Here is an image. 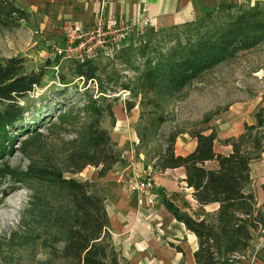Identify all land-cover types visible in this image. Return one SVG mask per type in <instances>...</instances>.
Here are the masks:
<instances>
[{
    "label": "trees",
    "instance_id": "1",
    "mask_svg": "<svg viewBox=\"0 0 264 264\" xmlns=\"http://www.w3.org/2000/svg\"><path fill=\"white\" fill-rule=\"evenodd\" d=\"M29 18L30 14L13 1L0 0V31L18 29ZM170 30H175V44L165 54L151 57L150 42L128 46L117 53L120 64L135 71L133 78L126 79L116 67L109 71L99 69L93 59L73 62V73L81 81L83 91L71 95L67 89H59L57 93L61 94L49 104L55 111L41 116L48 133L62 131L73 135L64 151L62 166L31 164L28 170L13 177H18L17 182L34 181L38 186L47 185L64 194L67 209L54 217L55 222H61L58 228L62 229V247L55 251L57 264H129L118 256L112 243L105 199L97 184L63 177L65 173L79 174L86 167L99 168L98 176L103 177L113 167L126 165L121 150L101 124L107 119L109 126L114 125L112 107L118 96L112 95L127 91L132 98L140 96L143 105L161 108L165 98L172 97L203 73L240 52L264 44V7L223 4L190 23L167 31ZM138 57L141 62L137 65ZM24 67L23 57L0 60V105H3L0 109V150L5 141L9 143L11 130L16 134L30 130V135L23 140L24 146L41 135L36 132L35 119L31 125L23 126L29 110L19 105L17 99L40 86L44 69L26 73ZM64 81L63 76L59 77L60 84L68 83ZM150 93L153 98L148 96ZM134 106L135 102L124 101L127 112ZM254 116L255 125H245L242 134L226 141L231 145L228 155L213 151L215 131L205 128L189 133L196 139L191 153L175 155L174 142L180 133L171 132L151 160L150 167L155 171L182 167L186 185L192 189L199 205L218 204L214 212L195 220L163 200L175 218L195 235L197 248L193 258L196 264H241L254 232L264 224V213L256 207L253 195L243 191L249 181V163L259 158L263 149L264 108ZM208 121L209 116L202 120L203 123ZM162 122V118L156 119V125ZM137 137L140 144L148 142L140 131ZM209 161H215L217 167L207 169L204 164Z\"/></svg>",
    "mask_w": 264,
    "mask_h": 264
},
{
    "label": "rangeland",
    "instance_id": "2",
    "mask_svg": "<svg viewBox=\"0 0 264 264\" xmlns=\"http://www.w3.org/2000/svg\"><path fill=\"white\" fill-rule=\"evenodd\" d=\"M118 27L124 31L125 24L119 23ZM167 30L168 28L156 29L153 32L148 27L142 33L135 29L128 30L115 43L108 41L109 35H101L103 43L96 49L93 62L99 69L106 68L109 71L111 67H116L126 79L133 78L135 71L124 68L117 53L125 47H136L150 42L151 57L158 53L165 54L175 44V30ZM38 31L31 22L24 25L22 23L18 29L0 31V60L23 57L24 72L44 69L40 86L17 99L19 105L29 110L23 126L31 125L35 119L36 132L41 135L24 146L23 140L30 135V130L17 134L11 130L8 133L9 143L5 141L3 149L0 150V264H57L55 251L62 247V229L58 228L61 222H55L54 217L58 212L67 209L68 202L64 194L51 190L47 185L38 186L34 181L17 182L18 177H13L28 170L31 164L62 166L64 151L73 135L62 131L48 133L41 116L55 111L49 104L53 98L58 97L57 94H61L57 93L59 89H67L71 95L83 91L81 81L73 73V62L76 59L62 60L54 56L53 47L57 43L41 42ZM120 34L123 32H116L115 35ZM61 46H66L64 37ZM140 62V58H136V64ZM61 76L67 84L59 83ZM73 86L74 89L71 88ZM260 95L264 97V44L238 53L233 59L203 73L172 97H164L161 108L143 105L140 96L132 98L127 91H121L112 95L118 96L112 111L124 106L126 100L135 102L132 114L137 117V121L133 124V129L136 135L140 131L148 140L146 143L138 142L135 151L142 154L145 163L150 166L155 150L164 146L171 132L189 134L195 129H213L215 121H221L227 115L229 106ZM148 96L154 97L153 93ZM2 107L0 105V109ZM205 116H209L207 123L202 122ZM159 117L163 122L156 125ZM151 123L153 127H150ZM101 124L111 136L113 126H109L107 119H103ZM154 125L157 126L155 132ZM86 168L90 170L89 167ZM82 172L74 176L65 173L63 177L84 181L86 176ZM51 245L54 247L51 248ZM257 253L254 249L248 253L246 258L249 264H254Z\"/></svg>",
    "mask_w": 264,
    "mask_h": 264
},
{
    "label": "crops",
    "instance_id": "3",
    "mask_svg": "<svg viewBox=\"0 0 264 264\" xmlns=\"http://www.w3.org/2000/svg\"><path fill=\"white\" fill-rule=\"evenodd\" d=\"M11 1L30 14L29 20L22 22L23 25L27 22L35 24L41 42L48 44L55 41L57 46L63 43L62 26L65 23L76 22L89 27L100 12L115 23L147 20V27L156 31L190 23L223 4L264 5V0ZM261 107H264L263 95L229 106L227 115L214 123L216 137L213 151L219 155H228L231 145L226 141L242 134L245 125H255L254 115ZM113 114L115 122L110 138L121 150L126 165L113 167L103 177L98 176L99 168L94 167L84 169L82 174H85L86 180L97 184L105 199L111 240L118 256L129 264H196L193 258L197 248L195 235L175 218L163 200L195 220L214 212L218 204L201 206L194 200L192 189L186 185L182 167L164 171L151 170L142 154L135 151L138 138L133 124L137 117L132 114V109L127 112L121 105ZM195 146L196 139L188 133H182L175 139L174 153L185 156ZM204 166L215 169L217 163L209 161ZM248 171L249 181L243 191L253 195L256 207L264 213V142L259 158L249 163ZM133 178L152 179L151 200L141 199L132 191L130 181ZM252 249L258 251L254 264H264V224L254 232L249 249L241 257V264H249L246 257Z\"/></svg>",
    "mask_w": 264,
    "mask_h": 264
},
{
    "label": "built area",
    "instance_id": "4",
    "mask_svg": "<svg viewBox=\"0 0 264 264\" xmlns=\"http://www.w3.org/2000/svg\"><path fill=\"white\" fill-rule=\"evenodd\" d=\"M119 23L125 24L124 31L118 27ZM115 23L113 20L105 17L103 12H100L91 26L83 27L79 23H65L62 26V32L66 40V46L53 47L54 56L62 60L76 59V62H83L87 59H92L97 48H99L103 41L100 39L101 35H109L108 41L115 43L120 40L128 30L135 29L142 33L148 26L147 20L140 22H119ZM123 32V34L115 35L116 32ZM130 187L134 193L141 199L151 200L153 198V181L151 178H133L130 181Z\"/></svg>",
    "mask_w": 264,
    "mask_h": 264
},
{
    "label": "bare ground",
    "instance_id": "5",
    "mask_svg": "<svg viewBox=\"0 0 264 264\" xmlns=\"http://www.w3.org/2000/svg\"><path fill=\"white\" fill-rule=\"evenodd\" d=\"M1 201H2V198H1ZM8 205V204H7ZM8 211V210H7ZM9 212V211H8ZM4 214H6V213H4ZM7 215V214H6Z\"/></svg>",
    "mask_w": 264,
    "mask_h": 264
}]
</instances>
